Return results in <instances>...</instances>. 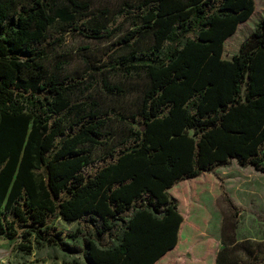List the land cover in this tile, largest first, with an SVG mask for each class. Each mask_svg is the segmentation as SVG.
Segmentation results:
<instances>
[{
  "label": "trees",
  "instance_id": "16d2710c",
  "mask_svg": "<svg viewBox=\"0 0 264 264\" xmlns=\"http://www.w3.org/2000/svg\"><path fill=\"white\" fill-rule=\"evenodd\" d=\"M136 1L0 0V237L16 252L73 251L59 218L82 225L67 238L82 236L84 264H160L186 248L176 184L231 161L264 174V17L223 58L255 0ZM118 16L132 30L83 64L119 101L77 102L82 75L53 59L51 31L110 40ZM97 145L109 161L85 176ZM222 246L215 264L242 263Z\"/></svg>",
  "mask_w": 264,
  "mask_h": 264
},
{
  "label": "rangeland",
  "instance_id": "374dc122",
  "mask_svg": "<svg viewBox=\"0 0 264 264\" xmlns=\"http://www.w3.org/2000/svg\"><path fill=\"white\" fill-rule=\"evenodd\" d=\"M125 2L134 4L137 1L90 0L92 9L106 7L115 12ZM263 17L264 0H255L254 13L225 41L224 59H230L238 51L242 41ZM132 28L130 20L118 16L110 40L86 38L75 31L66 34L51 31L52 40H55L51 45L54 49L51 54L53 59L62 61L67 65L65 67L71 71L77 70L82 75V78L76 79L78 83H75L74 100L90 105L92 99H95L103 107L117 101L116 96L104 89L101 76L86 77L88 70L83 60L88 57L92 63L106 61V55L116 48L120 38L126 36ZM110 75L111 83L118 81L115 73L111 72ZM115 104L118 106V103ZM90 150L93 162L83 169L85 176H92L109 161L104 158L103 147L97 145ZM169 193L178 200V209L183 216L178 248H186L181 257L178 255L170 258L168 264H215L217 252L229 238L235 240L234 247H237L238 255L243 260L240 264H264V174L251 167H240L232 161L211 173L176 184ZM53 226L62 232L68 244L74 247L73 251L44 247L27 256L16 252L13 245L0 237V264H84L82 236L77 234L75 240L67 238L76 234L77 228L82 229V225L66 224L56 218ZM246 250H251L252 254L248 256Z\"/></svg>",
  "mask_w": 264,
  "mask_h": 264
},
{
  "label": "crops",
  "instance_id": "0c3cea01",
  "mask_svg": "<svg viewBox=\"0 0 264 264\" xmlns=\"http://www.w3.org/2000/svg\"><path fill=\"white\" fill-rule=\"evenodd\" d=\"M179 232H180V230H179ZM178 237H179V235H178ZM181 252H183V250L182 251L181 250H177V247H176L171 253H169L167 256H165V258H163L162 260H160L158 263L162 264V262L164 261V263H167L168 264V260L167 259L171 258L173 255L174 256H178L179 255L181 257L182 254H179Z\"/></svg>",
  "mask_w": 264,
  "mask_h": 264
}]
</instances>
